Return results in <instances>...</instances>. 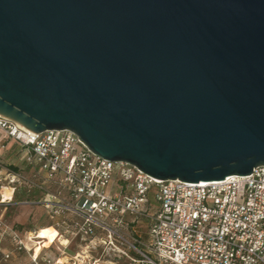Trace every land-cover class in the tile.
Segmentation results:
<instances>
[{
	"label": "water",
	"instance_id": "obj_1",
	"mask_svg": "<svg viewBox=\"0 0 264 264\" xmlns=\"http://www.w3.org/2000/svg\"><path fill=\"white\" fill-rule=\"evenodd\" d=\"M0 114L159 179L264 165V0H0Z\"/></svg>",
	"mask_w": 264,
	"mask_h": 264
},
{
	"label": "built area",
	"instance_id": "obj_2",
	"mask_svg": "<svg viewBox=\"0 0 264 264\" xmlns=\"http://www.w3.org/2000/svg\"><path fill=\"white\" fill-rule=\"evenodd\" d=\"M0 129L19 142L34 170L30 179L11 173L0 178V264L13 252L30 257L20 264H61L60 257L44 254L47 247L35 255L31 239L40 244L39 229L18 230L5 216L13 202L4 190L13 193L23 182L41 195L20 203L43 209L58 233L51 245L59 254L78 239L87 249L104 245L135 264H264V165L220 181L159 180L97 156L70 129L31 134L1 114ZM141 217L148 219L146 239L127 231ZM91 258L86 250L68 259L98 262Z\"/></svg>",
	"mask_w": 264,
	"mask_h": 264
},
{
	"label": "crops",
	"instance_id": "obj_3",
	"mask_svg": "<svg viewBox=\"0 0 264 264\" xmlns=\"http://www.w3.org/2000/svg\"><path fill=\"white\" fill-rule=\"evenodd\" d=\"M23 157L24 153L19 142L7 137L5 133L0 129V178H3V176H5L7 173L22 175L28 179L33 178L32 175L34 170L24 161ZM4 187L5 184L0 183V192L4 189ZM14 187L15 190L13 193H10V191L8 190L9 197L12 198L13 204L8 206L7 210L5 211V216L12 224L14 221L26 224L29 220V208H39L40 206L21 204L20 202L25 199L40 196L41 193L35 188L26 186L24 182L22 184H14ZM13 206H18V208H20V213L10 216L8 215V213L11 211L9 209ZM35 223L37 225L41 223V220H36ZM50 227L51 226H49L48 228ZM45 229L46 228H39V231L42 232ZM47 235H49L52 240H55L57 232L56 230L52 229L49 233H46V236ZM21 262H29V259L22 252H13L7 264H19Z\"/></svg>",
	"mask_w": 264,
	"mask_h": 264
},
{
	"label": "rangeland",
	"instance_id": "obj_4",
	"mask_svg": "<svg viewBox=\"0 0 264 264\" xmlns=\"http://www.w3.org/2000/svg\"><path fill=\"white\" fill-rule=\"evenodd\" d=\"M4 192L9 193L8 190H4ZM155 209H156V204H153V211ZM9 210H11L8 213V215H10V216H13L15 214L20 213L19 212L20 208H18V206H13ZM28 213H29V220L25 225V228L27 230L32 231L34 229H39V228L49 229L48 227L50 225V222H49L47 216L45 215V213L41 207L29 208ZM36 220H41V223L36 225V223H35ZM147 224H148V219L145 217H141V219L139 220V223H136L135 225L133 223H129L127 231L132 233L134 230L135 233L140 235L142 238L146 239L147 238V234H146ZM44 240H47L49 243L53 242L52 238L49 235H47L44 238ZM42 247H43L42 243H40L39 246L35 250V254H38L40 248H42ZM86 250L92 256L91 262H94V260H98V262L95 264H98V263H100V264H135L134 262L130 261L129 259H127L125 257L124 258L121 257L118 253H116V251H111L110 249H106L104 245H98V246L95 245L94 247H90L89 249H87L84 246H82L81 242L78 239L74 240L73 242H71L69 244V246L65 250L64 254H59L54 249L53 246H51L49 248V250L44 249V252H45L44 254L47 255L50 259H54L55 257L58 256V257H60L59 260L61 259V257L65 256L67 258V263H64V264H69L71 262L68 259V258H70V256H72L73 254H75L77 252H79L81 254L85 253ZM22 253H24V252H22ZM24 254L30 260V257L28 256V254H26V253H24Z\"/></svg>",
	"mask_w": 264,
	"mask_h": 264
},
{
	"label": "bare ground",
	"instance_id": "obj_5",
	"mask_svg": "<svg viewBox=\"0 0 264 264\" xmlns=\"http://www.w3.org/2000/svg\"><path fill=\"white\" fill-rule=\"evenodd\" d=\"M4 196H5V198H8V197H9V193H8V192H4ZM52 229H54V228H53V227H50V228L47 229L46 231H42V232H40V231L38 230V231H37L38 235H36V238H37V239H40V237L45 238V237H46V233H49L50 230H52ZM54 230H55V229H54ZM56 237H58V233H57ZM56 237H55V239H56ZM31 240H32V244H33V245L35 244V250H36V248L39 246V244H37L36 242H34V241H36V240H34V239H31ZM41 240H42V241H41ZM41 240H40V243H42V246H43V247H49V245L51 244V243H49L47 240H43V239H41ZM59 240H60L61 244H63V245L67 244V241H66L65 238H59ZM53 242H54V240H53ZM53 242H52V243H53ZM34 252H35V251H34ZM35 255H37V254H35ZM59 261H60L61 264H64V263L67 262V258H66L65 256H64V257H61V259H60ZM98 264H100V263H98Z\"/></svg>",
	"mask_w": 264,
	"mask_h": 264
},
{
	"label": "trees",
	"instance_id": "obj_6",
	"mask_svg": "<svg viewBox=\"0 0 264 264\" xmlns=\"http://www.w3.org/2000/svg\"><path fill=\"white\" fill-rule=\"evenodd\" d=\"M25 225H26V224H22V223H20V222H18V221H14V222H13V227H15L16 229L21 230V231H23V230H27V229L25 228ZM51 246H52V245H50L49 247H47V249H49Z\"/></svg>",
	"mask_w": 264,
	"mask_h": 264
}]
</instances>
